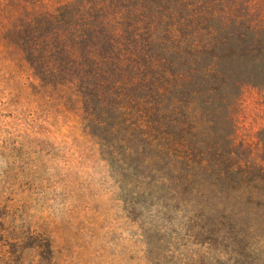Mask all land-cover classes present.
<instances>
[{"label":"trees","instance_id":"obj_1","mask_svg":"<svg viewBox=\"0 0 264 264\" xmlns=\"http://www.w3.org/2000/svg\"><path fill=\"white\" fill-rule=\"evenodd\" d=\"M0 44L79 113L149 218L151 264H264V190L249 186L264 174L233 157L244 78L263 72L264 0H0ZM181 231L206 237L195 262Z\"/></svg>","mask_w":264,"mask_h":264},{"label":"rangeland","instance_id":"obj_2","mask_svg":"<svg viewBox=\"0 0 264 264\" xmlns=\"http://www.w3.org/2000/svg\"><path fill=\"white\" fill-rule=\"evenodd\" d=\"M260 65L233 110V157L252 176L264 174ZM249 186L264 190V182ZM143 220L131 214L79 113L44 92L19 50L0 44V264H151ZM180 238L178 252L189 247L195 262L206 237Z\"/></svg>","mask_w":264,"mask_h":264}]
</instances>
